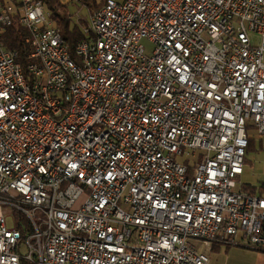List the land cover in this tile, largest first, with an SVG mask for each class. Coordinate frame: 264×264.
Returning <instances> with one entry per match:
<instances>
[{"label": "built area", "instance_id": "1", "mask_svg": "<svg viewBox=\"0 0 264 264\" xmlns=\"http://www.w3.org/2000/svg\"><path fill=\"white\" fill-rule=\"evenodd\" d=\"M11 1L29 51L0 42V264L264 252V193L238 185L264 136V0H105L74 56L42 0Z\"/></svg>", "mask_w": 264, "mask_h": 264}, {"label": "trees", "instance_id": "2", "mask_svg": "<svg viewBox=\"0 0 264 264\" xmlns=\"http://www.w3.org/2000/svg\"><path fill=\"white\" fill-rule=\"evenodd\" d=\"M45 8L49 12L50 17L53 19L57 29L61 32L62 37L64 38L65 43L68 46L69 52L74 56V50L76 43L85 37L81 26L86 23V18L80 22V19L77 21L73 19L72 16L68 15L65 6L59 0H42ZM82 5L87 8V11L94 12L102 6L105 0H78ZM11 0H0V4L11 3ZM13 5L17 3L12 2ZM29 35L28 29L20 24L16 18L12 20L10 24L0 23V42L7 48L12 51H16L18 60L23 64L26 62V57L29 51V44L25 41L26 37ZM252 138V137H251ZM250 138V139H251ZM250 149V148H249ZM244 188L251 194L262 195L264 193V182H261L257 185H244ZM25 223V221L23 220ZM26 229H29V226L25 223ZM20 264H38L36 259H26L21 258Z\"/></svg>", "mask_w": 264, "mask_h": 264}, {"label": "rangeland", "instance_id": "3", "mask_svg": "<svg viewBox=\"0 0 264 264\" xmlns=\"http://www.w3.org/2000/svg\"><path fill=\"white\" fill-rule=\"evenodd\" d=\"M64 6L68 15L72 16L76 21L80 19L82 22L93 12H88L87 8L78 0H59ZM147 53L152 50V44L147 40H143ZM249 145L246 149L244 172L239 177L238 185H257L264 181V136L250 134ZM250 148V149H249Z\"/></svg>", "mask_w": 264, "mask_h": 264}, {"label": "crops", "instance_id": "4", "mask_svg": "<svg viewBox=\"0 0 264 264\" xmlns=\"http://www.w3.org/2000/svg\"><path fill=\"white\" fill-rule=\"evenodd\" d=\"M199 247L209 257L208 264H264V252L245 246H228L213 242Z\"/></svg>", "mask_w": 264, "mask_h": 264}]
</instances>
